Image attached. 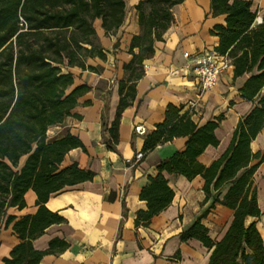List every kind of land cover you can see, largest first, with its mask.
Returning <instances> with one entry per match:
<instances>
[{
	"label": "trees",
	"instance_id": "16d2710c",
	"mask_svg": "<svg viewBox=\"0 0 264 264\" xmlns=\"http://www.w3.org/2000/svg\"><path fill=\"white\" fill-rule=\"evenodd\" d=\"M183 2L141 0L135 6L141 33L132 39L128 52L133 58L124 66L126 80L119 84V105L108 129L110 150L119 142L123 112L135 101L144 62L154 56L155 43L164 40L175 21L173 8ZM211 12L226 16L225 25L211 31L219 38L215 51L231 59L235 79L250 74L239 92L243 100L255 106L238 122L227 150L208 167L198 158L209 146L219 145L215 132L223 118L200 125L184 107H167L164 121L145 137L142 152L150 153L175 138L186 137L187 143L184 151L159 163L156 176L147 178L140 192L147 210L137 213L135 227H149L152 219L172 204L175 192L164 173L188 180L199 176L204 180V204L212 203L181 234V240L196 239L208 248V264H264L261 234L255 222L246 224L248 218L261 217L254 176L264 163V151L254 153L251 144L264 128V15L256 24L258 10L252 0H211ZM125 16L126 0H0V232L12 226L20 240L4 264H39L44 256L69 248L67 242L54 239L47 250L37 251L33 241L49 227L66 222L46 207L50 196L68 186L92 181L95 174L76 163L61 168L71 150L85 151V147L70 134L48 141L47 133L68 117L79 118L72 111L79 105L78 99L91 91L87 85L72 89L74 76L69 69L98 72L87 65V60L107 59V51L97 44L95 21L100 19L109 34L122 27ZM23 158L26 160L21 166ZM29 190L37 196L38 210L17 220L8 212L26 207ZM216 204L233 211V219L218 241L209 236L201 222Z\"/></svg>",
	"mask_w": 264,
	"mask_h": 264
},
{
	"label": "crops",
	"instance_id": "0c3cea01",
	"mask_svg": "<svg viewBox=\"0 0 264 264\" xmlns=\"http://www.w3.org/2000/svg\"><path fill=\"white\" fill-rule=\"evenodd\" d=\"M141 0H126V16L121 28L106 34L102 21L94 23L97 44L107 51V59L89 58L87 65L98 72L70 68L74 76L72 89L81 85L91 91L78 99L72 111L77 117H68L62 124L49 128L48 141H56L70 134L85 147L71 150L61 168L74 163L82 170L95 174L92 181L68 186L52 194L46 207L61 215L66 222L49 227L33 241L37 251H45L54 239L69 244L64 252L46 255L39 264H208L211 251L200 241L181 240V234L211 206L204 204V180H193L164 173L175 192L172 204L155 216L149 227L136 228V215L147 210L140 199V192L149 176L158 174L161 161L185 149L187 138H175L158 146L150 153H143L145 137L165 119L167 107H184L192 113L197 124L222 117L215 134L220 143L209 146L198 158L208 167L227 150L238 122L248 115L255 103L243 100L240 89L250 74L234 78V67L225 72L212 90L201 93L193 65L206 51H215L219 38L211 33L217 25H225V15L214 16L211 0H184L173 8L175 18L164 35L155 43L154 56L144 62V76L137 82L136 98L123 112L119 126V142L115 150L107 147L108 129L116 117L119 105V84L127 78L124 66L132 60L129 47L134 36L141 33L135 6ZM258 10L256 24L262 22L264 0H252ZM131 9L135 14L128 15ZM129 10V12H128ZM261 19V22H259ZM264 93V90H263ZM90 102V105H85ZM142 127L144 134H137ZM254 153L264 151V128L252 142ZM142 153L141 159L137 155ZM26 158L20 162L22 166ZM260 218H248L247 225L256 223L264 243V163L255 176ZM228 187L221 191V197ZM37 196L29 190L25 194L26 207L11 208L9 214L21 219L34 215ZM233 219V211L216 204L201 220L209 236L220 240ZM20 240L12 226L0 232V264L10 256ZM179 254V258H177Z\"/></svg>",
	"mask_w": 264,
	"mask_h": 264
},
{
	"label": "built area",
	"instance_id": "2783aa9c",
	"mask_svg": "<svg viewBox=\"0 0 264 264\" xmlns=\"http://www.w3.org/2000/svg\"><path fill=\"white\" fill-rule=\"evenodd\" d=\"M261 22V19H259ZM232 66V61L227 55H219L216 51H206L196 60L193 72L199 83L201 93H206L217 85L220 77ZM137 134H144L142 127H136ZM143 154L137 155L141 159Z\"/></svg>",
	"mask_w": 264,
	"mask_h": 264
},
{
	"label": "rangeland",
	"instance_id": "374dc122",
	"mask_svg": "<svg viewBox=\"0 0 264 264\" xmlns=\"http://www.w3.org/2000/svg\"><path fill=\"white\" fill-rule=\"evenodd\" d=\"M148 11H149V9L146 8V9H145V12H148ZM128 12H129V10H128ZM131 14H132V15L135 14L134 9H131V11L129 12L128 15L130 16Z\"/></svg>",
	"mask_w": 264,
	"mask_h": 264
}]
</instances>
